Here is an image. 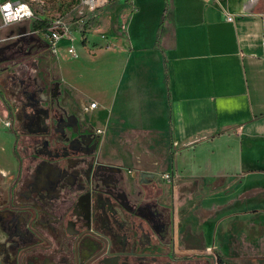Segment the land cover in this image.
Masks as SVG:
<instances>
[{
  "label": "crops",
  "instance_id": "0c3cea01",
  "mask_svg": "<svg viewBox=\"0 0 264 264\" xmlns=\"http://www.w3.org/2000/svg\"><path fill=\"white\" fill-rule=\"evenodd\" d=\"M100 16L92 43L116 77L105 126L115 113L164 126L186 149L182 168L234 182L213 196L206 236L223 264H248V236L235 229L264 217V0H115ZM16 168L13 139L0 134V174Z\"/></svg>",
  "mask_w": 264,
  "mask_h": 264
},
{
  "label": "flooded vegetation",
  "instance_id": "af4514ba",
  "mask_svg": "<svg viewBox=\"0 0 264 264\" xmlns=\"http://www.w3.org/2000/svg\"><path fill=\"white\" fill-rule=\"evenodd\" d=\"M16 66L26 70L8 76L18 84L16 108L5 105L17 168L0 174V264H221L212 249L181 254L166 231L159 239L155 172L110 162L102 133L59 80L46 84L42 111L36 62Z\"/></svg>",
  "mask_w": 264,
  "mask_h": 264
},
{
  "label": "rangeland",
  "instance_id": "374dc122",
  "mask_svg": "<svg viewBox=\"0 0 264 264\" xmlns=\"http://www.w3.org/2000/svg\"><path fill=\"white\" fill-rule=\"evenodd\" d=\"M27 1L33 7L30 18L6 26L0 17V46H6L0 49V109L7 111L5 105L9 104L16 108L11 95L18 91V84L8 80L10 72L23 75L26 67L19 69L17 63L24 61L31 65L35 61L32 96L42 111L49 107L46 84L54 79L59 80L97 127L103 129L101 140L110 162L121 164L126 172H155L157 198L153 212L159 216L155 218L158 231L160 225L163 227V236H159V239L164 237L166 231L173 250L181 254L206 253L209 248H214L212 242L207 240L205 230V223L212 220L218 209L212 199L219 191H227L235 183L226 182L223 176L212 175L204 169L192 172L182 168L180 160L186 149L171 143L170 132L164 126L154 122L141 125L132 117L116 113L112 116L111 124L105 126L106 112L115 102L112 89L116 77L111 71L107 74L102 72L100 46L92 41L101 37V29L105 25L100 16L103 9L115 0H109L96 10L88 8L83 0ZM42 22L46 25H42ZM44 27H47L46 30ZM59 27L65 33L56 39L53 33ZM8 64L12 67L6 71ZM93 102L97 103L96 107H91ZM102 105L106 106L107 111ZM0 134L12 137L16 156L15 133L8 126L0 124ZM241 213L243 211L237 210L232 214ZM251 213H254L253 206L248 209V214ZM223 230L233 229L227 224ZM235 230L242 231L241 236H248V255L251 256L248 264H262L264 217L248 215V225H240ZM160 242L163 244V239Z\"/></svg>",
  "mask_w": 264,
  "mask_h": 264
},
{
  "label": "built area",
  "instance_id": "2783aa9c",
  "mask_svg": "<svg viewBox=\"0 0 264 264\" xmlns=\"http://www.w3.org/2000/svg\"><path fill=\"white\" fill-rule=\"evenodd\" d=\"M88 6V8H90L91 10H96L98 7H102L104 6L106 3L109 2V0H83ZM6 3H11L14 7L17 6L18 4H24V5H27V10L29 12V15H26L21 21L27 19V18H30L32 15H33V7H32V4L30 3V1H27V0H0V5H4ZM3 20V17L0 16ZM233 17L229 16L228 19H232ZM21 21H18V22H21ZM14 23H17V22H14ZM65 33V31H63L60 27L57 28L56 30H54V37L56 39H59L63 34ZM97 106V103L93 102L91 103V107H96ZM8 126L10 124V120L8 121ZM98 132L102 133L103 132V129L101 128H98ZM212 248H210L211 250ZM214 251V249H212Z\"/></svg>",
  "mask_w": 264,
  "mask_h": 264
},
{
  "label": "clouds",
  "instance_id": "9594fccd",
  "mask_svg": "<svg viewBox=\"0 0 264 264\" xmlns=\"http://www.w3.org/2000/svg\"><path fill=\"white\" fill-rule=\"evenodd\" d=\"M26 15H29L27 5L18 4L15 7L11 3L0 5V16L3 17L6 26L21 21Z\"/></svg>",
  "mask_w": 264,
  "mask_h": 264
},
{
  "label": "trees",
  "instance_id": "16d2710c",
  "mask_svg": "<svg viewBox=\"0 0 264 264\" xmlns=\"http://www.w3.org/2000/svg\"><path fill=\"white\" fill-rule=\"evenodd\" d=\"M113 1V0H112ZM128 2H131V0H127ZM166 9H167V7H166ZM42 25H46L45 24V22H42ZM37 27H42L41 25H37ZM161 27H162V25L160 26V28H159V31H158V38H157V42H156V46L157 47H160V44H159V34H160V32H161ZM46 28L47 27H44V29L46 30ZM220 263L221 264H223V261L220 259Z\"/></svg>",
  "mask_w": 264,
  "mask_h": 264
},
{
  "label": "water",
  "instance_id": "95a60500",
  "mask_svg": "<svg viewBox=\"0 0 264 264\" xmlns=\"http://www.w3.org/2000/svg\"><path fill=\"white\" fill-rule=\"evenodd\" d=\"M142 175H150L151 177H154V173H145V172H143Z\"/></svg>",
  "mask_w": 264,
  "mask_h": 264
}]
</instances>
